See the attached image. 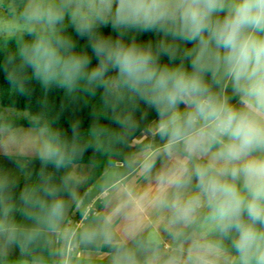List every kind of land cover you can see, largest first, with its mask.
<instances>
[{"label": "clouds", "instance_id": "9594fccd", "mask_svg": "<svg viewBox=\"0 0 264 264\" xmlns=\"http://www.w3.org/2000/svg\"><path fill=\"white\" fill-rule=\"evenodd\" d=\"M0 69L10 96L102 90L70 137L46 100L0 106V264H264V0H0ZM137 133L85 212L78 164Z\"/></svg>", "mask_w": 264, "mask_h": 264}, {"label": "trees", "instance_id": "16d2710c", "mask_svg": "<svg viewBox=\"0 0 264 264\" xmlns=\"http://www.w3.org/2000/svg\"><path fill=\"white\" fill-rule=\"evenodd\" d=\"M105 33H110V26L102 29ZM71 31V29H70ZM73 35H75L73 33ZM115 37L116 33H112ZM78 48H86L87 51L91 52V49L87 47V40L75 37ZM158 37L153 33H144L137 36L138 40L155 41ZM167 58H162V62H166ZM96 63L95 57H93V64ZM9 87L8 82L5 78V74L0 69V101L4 107L14 106L19 110H31L39 111L41 109V104L46 100L48 114L54 118L56 125L61 128L69 137L71 136V123L73 120H80L81 130L86 131L93 121L92 108L100 100V91L98 90L97 96L93 99H89L87 103L84 100L72 101L65 98L64 90L60 88H52L48 91L47 96L40 85L36 82H32L29 87L31 89L28 95H17L10 96L7 93V88ZM154 117V113L151 114ZM105 124H109L108 120H103ZM20 125H27L28 122H17ZM140 136L139 133L132 136L129 140L130 146H116L114 151L107 153H97L92 154L91 150L86 152L83 161L79 164H88L91 166V172L87 184L85 185L84 192L94 184L98 178H100L105 171H109L112 168L120 164L129 152L134 151V143Z\"/></svg>", "mask_w": 264, "mask_h": 264}, {"label": "crops", "instance_id": "0c3cea01", "mask_svg": "<svg viewBox=\"0 0 264 264\" xmlns=\"http://www.w3.org/2000/svg\"><path fill=\"white\" fill-rule=\"evenodd\" d=\"M0 106L4 107L1 104L0 101ZM19 110V109H17ZM19 111H24V110H19ZM21 115H23V113H21ZM27 122L26 120L20 119L17 122ZM24 127H27V125H22ZM147 139V137H144L142 135H140L136 142L134 143L135 145H140L143 142H145ZM119 165V164H118ZM118 165L114 168H112L111 172H116L118 170ZM0 167L2 168H7L9 170H15V166L13 164H11L7 158L3 157L2 155H0ZM35 168L38 170L39 168V163H35ZM78 168L81 169L83 171V173L89 177L90 172H91V166L88 164H78ZM35 178V177H34ZM101 178V177H100ZM98 178V180L100 179ZM97 180V181H98ZM96 181V182H97ZM95 182V183H96ZM23 179L20 180V186H23ZM94 184H92L83 194V191L85 190V186L84 188H82L81 191V196L85 197V199L83 200V203L85 204V208L84 211L85 212H92L93 210H98L99 209V200L100 197L102 195V193L98 192L96 190V188L94 187ZM79 207V205H76L73 207L72 212H70V219L76 221L79 220L80 218V214L79 212H76V208ZM107 252V249H101L99 252L97 251H87V250H81L80 254L75 257L73 264H107V257L105 255V253ZM18 254V250L17 253Z\"/></svg>", "mask_w": 264, "mask_h": 264}, {"label": "rangeland", "instance_id": "374dc122", "mask_svg": "<svg viewBox=\"0 0 264 264\" xmlns=\"http://www.w3.org/2000/svg\"><path fill=\"white\" fill-rule=\"evenodd\" d=\"M138 146H139V145H135V146H134V151H136V150L138 149Z\"/></svg>", "mask_w": 264, "mask_h": 264}]
</instances>
